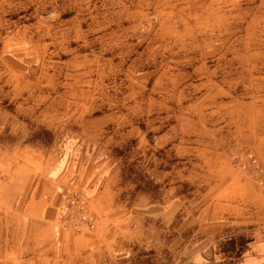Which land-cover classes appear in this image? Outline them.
I'll return each instance as SVG.
<instances>
[{
	"label": "clouds",
	"instance_id": "9594fccd",
	"mask_svg": "<svg viewBox=\"0 0 264 264\" xmlns=\"http://www.w3.org/2000/svg\"><path fill=\"white\" fill-rule=\"evenodd\" d=\"M257 121L264 0H0V170L84 149L143 221L127 264H264V198L201 194ZM223 223L243 247L224 251Z\"/></svg>",
	"mask_w": 264,
	"mask_h": 264
},
{
	"label": "crops",
	"instance_id": "0c3cea01",
	"mask_svg": "<svg viewBox=\"0 0 264 264\" xmlns=\"http://www.w3.org/2000/svg\"><path fill=\"white\" fill-rule=\"evenodd\" d=\"M51 149L30 148L15 166L14 179L0 170V264H127L131 258L128 237L143 223L140 215L133 206L119 204L115 187L107 180L98 179L89 191L81 192L88 185H79L81 194L73 195L71 152L60 146L58 157L52 158ZM240 175L226 186L223 209H232L237 201L264 198L261 187L253 195L247 193L250 181ZM79 198L91 226L67 223L77 205L73 200Z\"/></svg>",
	"mask_w": 264,
	"mask_h": 264
},
{
	"label": "rangeland",
	"instance_id": "374dc122",
	"mask_svg": "<svg viewBox=\"0 0 264 264\" xmlns=\"http://www.w3.org/2000/svg\"><path fill=\"white\" fill-rule=\"evenodd\" d=\"M60 146L62 149L68 147L69 152H72V149L67 144L54 146L53 149H51V152H53L51 153L52 158L58 157L56 153L60 150ZM233 146L235 148L234 158L225 162L221 170L201 191L202 195L206 194L212 207H219L221 209L225 208L223 205L225 203L223 193L226 186L231 184L234 176H241L240 174H242L244 177L248 178L250 182L249 187L247 188V193L253 195L260 187L264 188V121H257L255 124L251 125L247 131L238 135L233 141ZM69 160H71V170H73V176L71 177L73 178L72 182L74 183V188L72 190L73 195L77 196L84 190L89 191V187L98 179L107 180L106 176L98 170L97 165L85 155L84 149H81L78 155H72V157H69ZM82 184L88 185V189L84 188L80 192L79 185L81 186ZM110 185H114L119 204L122 207L131 208V206H133L135 209L133 202L127 200L122 195L123 190L119 185L111 183ZM86 198H89V196ZM73 202H76L77 205L76 208L73 209V215L67 217V223H69L70 226H77L78 223L91 226V220L89 219L87 212H85L86 208L81 203V199L73 200ZM222 215L226 217V213H223ZM234 227L236 226L231 225L230 223L221 224L217 228L218 234L216 239L218 243L222 240V237L225 236L226 230Z\"/></svg>",
	"mask_w": 264,
	"mask_h": 264
},
{
	"label": "trees",
	"instance_id": "16d2710c",
	"mask_svg": "<svg viewBox=\"0 0 264 264\" xmlns=\"http://www.w3.org/2000/svg\"><path fill=\"white\" fill-rule=\"evenodd\" d=\"M234 229H236V227L226 230L225 236H223L222 240L219 241V245L224 246V251H227L228 248L234 250L238 242L243 247V241H247L249 239L247 236L241 237V235L238 233V229Z\"/></svg>",
	"mask_w": 264,
	"mask_h": 264
}]
</instances>
